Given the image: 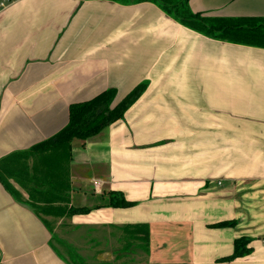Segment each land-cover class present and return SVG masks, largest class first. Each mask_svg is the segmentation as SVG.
<instances>
[{
    "label": "crops",
    "instance_id": "0c3cea01",
    "mask_svg": "<svg viewBox=\"0 0 264 264\" xmlns=\"http://www.w3.org/2000/svg\"><path fill=\"white\" fill-rule=\"evenodd\" d=\"M0 1V160L55 137L72 105L110 90L116 105L146 85L121 120L72 143L61 182L69 207L89 214L38 216L19 184L9 181L14 196L0 182V264H71L57 237L68 229L102 264L141 249L146 264H264V49L208 38L148 3ZM189 6L264 19V0ZM112 192L136 205L106 207ZM225 222L236 226L214 228ZM135 226L148 227V253ZM242 238L250 254L221 262Z\"/></svg>",
    "mask_w": 264,
    "mask_h": 264
},
{
    "label": "trees",
    "instance_id": "16d2710c",
    "mask_svg": "<svg viewBox=\"0 0 264 264\" xmlns=\"http://www.w3.org/2000/svg\"><path fill=\"white\" fill-rule=\"evenodd\" d=\"M111 1L120 5L153 4L178 24L208 38L230 44L264 49V19H211L191 11L190 0H82ZM146 85L135 88L124 100L114 105L117 97L115 90L102 93L95 99L75 104L70 107L68 125L55 137L43 142L31 150L14 153L0 160V182L12 195L18 193L10 186L14 180L28 195L26 204L38 216L63 218L86 215L90 209L70 208L69 188H63L64 165L71 159L72 143L75 140L86 141L99 135L104 129L121 120L126 112L145 93ZM32 158V165L28 161ZM38 173L44 179L38 177ZM28 183L31 186H28ZM48 184V185H46ZM60 186L64 194L56 191ZM136 204L128 202L120 193L112 192L107 197L106 207L113 209H130ZM235 222H225L214 228H233ZM130 230V229H128ZM131 238L138 239L148 253L149 232L147 226H135L130 231ZM250 240L242 238L234 242V252L221 262H232L248 256ZM71 264H85L75 251L68 250Z\"/></svg>",
    "mask_w": 264,
    "mask_h": 264
},
{
    "label": "rangeland",
    "instance_id": "374dc122",
    "mask_svg": "<svg viewBox=\"0 0 264 264\" xmlns=\"http://www.w3.org/2000/svg\"><path fill=\"white\" fill-rule=\"evenodd\" d=\"M53 222L55 224L59 223V221H53ZM64 224H66V226H69L68 222H64ZM62 231L64 233H67L70 236H65V234ZM62 231L61 230L59 231V233H58L59 236L57 235V237L66 243H70L73 250L75 252H77V255H79V257L83 259L85 264H102L98 260V251H99L98 247H97V249H94V250H93V248L91 249L90 247H88L87 250H85V248H83L84 247L83 243L86 241L85 240V236H86L85 234H83L84 236H82V235H77L75 233V234H73V236H71V234L69 232V231H71L70 229L66 230V232H65V230H62ZM117 244H118L117 239L111 240L110 250L112 252L113 258H114V256L118 257L121 255V254H119V252H117L118 251ZM81 248H83V249H81ZM115 250H116V252H114ZM130 253L131 254H128V256H127L128 259L121 258L119 260L116 259L114 261L112 259V261L110 263H105V264H146V256L144 254L143 249H141L140 251L132 250Z\"/></svg>",
    "mask_w": 264,
    "mask_h": 264
},
{
    "label": "built area",
    "instance_id": "2783aa9c",
    "mask_svg": "<svg viewBox=\"0 0 264 264\" xmlns=\"http://www.w3.org/2000/svg\"><path fill=\"white\" fill-rule=\"evenodd\" d=\"M5 7V4L0 1V9H3Z\"/></svg>",
    "mask_w": 264,
    "mask_h": 264
}]
</instances>
